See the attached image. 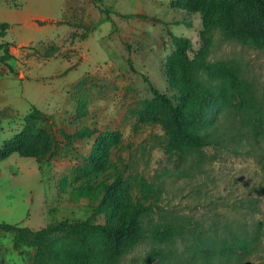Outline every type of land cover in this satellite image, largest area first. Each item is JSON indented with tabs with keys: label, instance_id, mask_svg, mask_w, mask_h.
Wrapping results in <instances>:
<instances>
[{
	"label": "rangeland",
	"instance_id": "obj_1",
	"mask_svg": "<svg viewBox=\"0 0 264 264\" xmlns=\"http://www.w3.org/2000/svg\"><path fill=\"white\" fill-rule=\"evenodd\" d=\"M7 2L59 20L19 31L32 43L10 45L13 73L0 63V149L18 136L0 158V223L103 224L104 215L92 214L98 201L74 193L93 185L115 209H153L142 242L115 264H264V45L228 39L212 7L229 5L238 31L251 8L241 12L238 0ZM179 37L190 47L179 48ZM198 50L210 64L233 67L250 100L229 76L200 74L222 88L192 127L220 144L181 152L167 144L171 118L154 91L173 102L192 80L181 60ZM169 227L171 240L152 237ZM108 244L91 234L0 229V264H58L57 253L98 255Z\"/></svg>",
	"mask_w": 264,
	"mask_h": 264
},
{
	"label": "trees",
	"instance_id": "obj_2",
	"mask_svg": "<svg viewBox=\"0 0 264 264\" xmlns=\"http://www.w3.org/2000/svg\"><path fill=\"white\" fill-rule=\"evenodd\" d=\"M242 5L241 12L251 8L252 19L243 23V28L238 31L233 23L235 11L227 4L215 5L213 11L217 14L215 25L219 27L223 34L231 40L248 43L254 46L264 45V0H238ZM247 19V18H246ZM44 22H39L43 25ZM9 26L0 23V63L4 64L10 73L12 69L6 65V61L12 59L10 53V43L4 40L5 33ZM179 48L190 47V42L179 37L176 40ZM205 52L198 50L192 59L187 57L181 60V68L185 72L192 74L191 84L186 85L172 102L166 95L154 91L155 97L160 100L170 114L167 126V144L170 148L184 152L187 150H201L206 147L219 146V142L201 135L192 126L204 117L207 111L209 99L212 94H216L222 88L220 84L206 83L202 81L200 74L207 75L209 80L229 76L233 84L236 85L243 98L250 100L246 95L243 82L237 76L233 67L227 64H210L205 59ZM18 142V136L12 138L0 149V158H6ZM14 152V151H13ZM141 190L144 194H151L154 187L142 181ZM76 198L90 197L98 201L92 207L93 216L104 215L106 222L103 224H92L87 221H60L47 224L38 230L21 228L16 225L0 223V229L17 231L32 234L36 237H46L56 233L69 234H91L101 240H109V244L104 251L95 255V252L88 249L78 250L75 255L55 254L53 261L58 264H115L124 254L131 251L137 244L141 243L145 237L144 218L152 212L151 207L141 204L124 203L120 208L115 209L109 195H104L99 199L100 189L93 185H86L74 191ZM102 193V192H101ZM175 235L172 228L154 229L152 237L159 241H168Z\"/></svg>",
	"mask_w": 264,
	"mask_h": 264
},
{
	"label": "crops",
	"instance_id": "obj_3",
	"mask_svg": "<svg viewBox=\"0 0 264 264\" xmlns=\"http://www.w3.org/2000/svg\"><path fill=\"white\" fill-rule=\"evenodd\" d=\"M2 4L3 7H1L2 12L0 16V23H5L9 26L6 33L8 32L14 33L13 35H15V39H13L12 42H8L12 47L13 46L24 47L32 43L30 40L22 37V35L19 34L20 33L19 31L24 29L35 31L45 27H53L57 24L59 20V19H52V17L50 16L35 15L29 9L24 10L23 5L21 4L15 3L12 4L11 6V4L7 2V0H4V3ZM11 16L13 17V19L11 18ZM37 22H45V24L39 25Z\"/></svg>",
	"mask_w": 264,
	"mask_h": 264
}]
</instances>
